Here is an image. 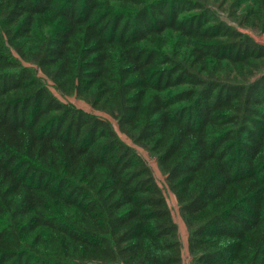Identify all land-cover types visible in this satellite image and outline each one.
I'll return each instance as SVG.
<instances>
[{
  "label": "trees",
  "instance_id": "16d2710c",
  "mask_svg": "<svg viewBox=\"0 0 264 264\" xmlns=\"http://www.w3.org/2000/svg\"><path fill=\"white\" fill-rule=\"evenodd\" d=\"M264 0H0V264H264ZM76 97L114 125L55 95Z\"/></svg>",
  "mask_w": 264,
  "mask_h": 264
},
{
  "label": "rangeland",
  "instance_id": "374dc122",
  "mask_svg": "<svg viewBox=\"0 0 264 264\" xmlns=\"http://www.w3.org/2000/svg\"><path fill=\"white\" fill-rule=\"evenodd\" d=\"M251 36L256 40L257 43L264 45V34H255L250 32ZM53 92L55 93L56 96H58L62 101H64L65 103H70L78 108H81L85 111L88 112H94L95 114L99 115L100 117L109 120L115 127V129L118 131V133L120 134L121 138L126 141L127 143L131 144V141L124 136L123 134H121L119 132V128L115 122V120H113L110 116H108L105 113L102 112H98V111H94L88 104H86L84 101L77 99L76 97H63L61 96L58 92H56L53 88H52ZM138 151V153L147 161V163L149 164V166L152 168V171L154 173V176L156 178V180L158 181L159 185L163 188L164 193L167 197L169 206L172 210V214L173 217L175 219V221L178 223L179 225V230H180V237L182 240V244H183V259H184V264H190V257H189V253H188V232H187V228L180 216L179 213V207L176 201V198L174 197V195L167 189L166 184H165V177L164 175L161 173V171L158 168V165L156 163V160L153 159L152 157H150L148 155V153L140 148L135 147Z\"/></svg>",
  "mask_w": 264,
  "mask_h": 264
}]
</instances>
